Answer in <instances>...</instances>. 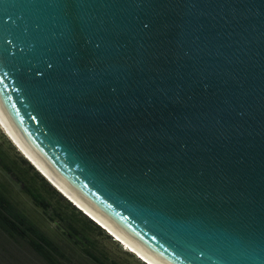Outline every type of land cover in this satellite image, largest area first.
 <instances>
[{
    "label": "water",
    "instance_id": "95a60500",
    "mask_svg": "<svg viewBox=\"0 0 264 264\" xmlns=\"http://www.w3.org/2000/svg\"><path fill=\"white\" fill-rule=\"evenodd\" d=\"M0 123L157 264H264V0H0Z\"/></svg>",
    "mask_w": 264,
    "mask_h": 264
},
{
    "label": "trees",
    "instance_id": "16d2710c",
    "mask_svg": "<svg viewBox=\"0 0 264 264\" xmlns=\"http://www.w3.org/2000/svg\"><path fill=\"white\" fill-rule=\"evenodd\" d=\"M0 264H147L66 198L0 126Z\"/></svg>",
    "mask_w": 264,
    "mask_h": 264
},
{
    "label": "bare ground",
    "instance_id": "6f19581e",
    "mask_svg": "<svg viewBox=\"0 0 264 264\" xmlns=\"http://www.w3.org/2000/svg\"><path fill=\"white\" fill-rule=\"evenodd\" d=\"M1 124V123H0ZM3 126V125H2ZM4 127V126H3ZM5 129V128H4ZM6 130V129H5ZM7 131V130H6ZM8 132V131H7ZM9 134V133H8ZM10 135V134H9ZM11 136V135H10ZM12 137V136H11ZM13 138V137H12ZM13 140L15 141V143L20 147L21 150H23V152L38 166L39 170L48 178H50L52 180V182H54L67 196H69L75 203V205H78L80 208H82V210H85L86 213H88L90 216H92L96 222L98 224H100L101 226H104L105 229H107L111 234H113L117 240L119 239L121 242H123V245L130 251L137 252L140 256H142L146 262H148L149 264H157L155 261H153L151 258H148V256L142 254V252L136 247L134 246L130 241H128L124 236H122L119 232L115 231L110 225H108L106 222H104L102 219H100L98 216H96L94 213H92L91 211H89L87 208L83 207L82 205H80L78 203V201L71 196L60 184H58L46 171L45 169L40 166L36 161H34L30 155L17 143V141L13 138ZM112 235V236H113Z\"/></svg>",
    "mask_w": 264,
    "mask_h": 264
},
{
    "label": "clouds",
    "instance_id": "9594fccd",
    "mask_svg": "<svg viewBox=\"0 0 264 264\" xmlns=\"http://www.w3.org/2000/svg\"><path fill=\"white\" fill-rule=\"evenodd\" d=\"M35 166V165H34ZM43 175V174H42ZM45 178H47L45 175H43ZM77 206V205H76ZM79 208V207H78ZM132 252V251H131ZM143 261V260H142ZM145 262V261H144ZM146 263V262H145Z\"/></svg>",
    "mask_w": 264,
    "mask_h": 264
}]
</instances>
